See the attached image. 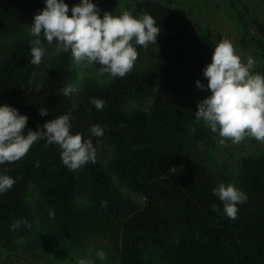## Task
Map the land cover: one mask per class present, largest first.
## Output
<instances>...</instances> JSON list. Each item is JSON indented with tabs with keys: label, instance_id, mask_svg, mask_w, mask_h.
Wrapping results in <instances>:
<instances>
[{
	"label": "trees",
	"instance_id": "trees-1",
	"mask_svg": "<svg viewBox=\"0 0 264 264\" xmlns=\"http://www.w3.org/2000/svg\"><path fill=\"white\" fill-rule=\"evenodd\" d=\"M93 2L102 14L117 8L119 0ZM230 4L239 15L246 9L242 0ZM44 6V0H0V36H14L0 61V102L27 114L25 133L67 113L72 133L91 136L93 144H109L112 155L108 169L95 159L71 170L61 160L59 145L42 138L20 159L0 164V171L15 180L0 193V245L9 246L15 236L30 232L25 195L33 186L45 215L65 236L75 238L86 229L118 243L119 264H264V153L239 160L247 199L238 204L235 219L224 214L213 193L217 182L212 174L190 160L212 141L210 128L194 115L205 91L195 81L207 84L202 70L216 43L167 4L135 0L134 10L150 13L160 27L156 42L147 48L135 45L138 56L128 73H104L107 82L87 86L72 106L69 95L60 91L71 77L70 52L58 51L40 85H31L37 65L30 62L29 26ZM243 28L241 45L252 44L264 63V23L246 18ZM94 64L99 70L101 65ZM90 97L105 100L104 107L96 109ZM136 98L149 99L148 108L127 109ZM39 107L48 113L41 116ZM93 123L103 128L102 136L91 134ZM109 170L141 197L139 205L124 208ZM17 220L20 227L11 228Z\"/></svg>",
	"mask_w": 264,
	"mask_h": 264
},
{
	"label": "clouds",
	"instance_id": "clouds-1",
	"mask_svg": "<svg viewBox=\"0 0 264 264\" xmlns=\"http://www.w3.org/2000/svg\"><path fill=\"white\" fill-rule=\"evenodd\" d=\"M44 7L34 13L29 26L30 62L39 65L45 55L44 41H55L58 51L70 52L77 65L97 63L99 71L112 77L124 76L134 65L138 52L135 45L145 48L155 43L160 27L148 12L133 14L123 10L119 14L101 9L93 0H78L71 6L65 0H44ZM255 60L248 56L242 61L235 52L232 42L223 38L213 47L212 58L202 70L207 84L200 79L195 84L200 89L209 90V94L197 100L195 117L214 133H218L219 143L230 138L236 144L251 136L257 142L264 143V73L254 71ZM60 91L68 96L77 91L73 83L63 86ZM89 102L96 109H102L105 100L90 97ZM39 114L48 113L39 107ZM27 114L21 113L12 104L0 102V164L14 162L23 157L34 142L44 138L46 143L59 145L60 157L65 166L76 170L89 161H95L96 149L91 136L82 138L79 132L70 131V115L60 114L49 118L33 130L25 133ZM98 123L90 125V132L97 137L103 135ZM15 183L14 178L0 171V193H4ZM213 193L223 205L224 214L235 219L238 204L247 199V194L232 182H220ZM213 209L217 206L214 204ZM54 215V210L49 211ZM17 220L10 225L20 227ZM100 259L105 253L98 252ZM77 264H93L91 258L80 257Z\"/></svg>",
	"mask_w": 264,
	"mask_h": 264
},
{
	"label": "rangeland",
	"instance_id": "rangeland-1",
	"mask_svg": "<svg viewBox=\"0 0 264 264\" xmlns=\"http://www.w3.org/2000/svg\"><path fill=\"white\" fill-rule=\"evenodd\" d=\"M159 1L167 4L180 19L193 23L204 37L215 43L223 38L229 39L242 61H246L248 56L253 57L255 60L253 70L264 73V63L254 54V46L251 43L243 46L239 41L244 33L243 22L246 18L256 17L264 23V0H242L246 9H243L240 15L232 7L230 0ZM65 2L71 8L78 0H65ZM134 2L135 0H119L117 8L112 12L119 14L123 10H129L133 14H138L134 10ZM13 40L12 34L0 36V61L8 52ZM44 47L45 55L36 66L31 78L33 87L40 85L53 57L58 52L55 41L52 44L44 41ZM70 67L72 73L68 83H73L77 89L75 93L69 95L72 106L82 98L87 86L104 84L108 80V76L101 73L94 63L77 65L71 57ZM208 94L209 90L205 89L203 95ZM149 104V99L136 98L130 101L127 109L136 107L147 109ZM211 134L212 141L203 143L193 152L190 157L191 162L209 171L217 184L232 182L242 190L239 160L245 156L264 153V143L246 135L236 144H233L230 138L221 144L218 133ZM93 145L96 149L95 159L108 169L112 155L111 146L104 142ZM109 172L124 208L131 209L139 205L142 201L141 197L119 182L110 170ZM25 200L31 213V230L26 235L15 236L9 246L0 245V261L3 264H77L80 257L91 258L93 264H119L118 243L115 244L106 237L90 234L86 229L79 232L75 238L65 236L58 223L45 215L41 198L33 186L27 191ZM101 250L105 253L104 259L98 256Z\"/></svg>",
	"mask_w": 264,
	"mask_h": 264
}]
</instances>
